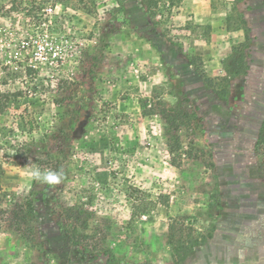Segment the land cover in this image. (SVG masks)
<instances>
[{
	"label": "rangeland",
	"instance_id": "rangeland-1",
	"mask_svg": "<svg viewBox=\"0 0 264 264\" xmlns=\"http://www.w3.org/2000/svg\"><path fill=\"white\" fill-rule=\"evenodd\" d=\"M263 121L264 0H0V264H264Z\"/></svg>",
	"mask_w": 264,
	"mask_h": 264
},
{
	"label": "trees",
	"instance_id": "trees-1",
	"mask_svg": "<svg viewBox=\"0 0 264 264\" xmlns=\"http://www.w3.org/2000/svg\"><path fill=\"white\" fill-rule=\"evenodd\" d=\"M245 31V41L241 42L237 47L233 48L234 52V67L236 68L235 71H233L235 74H240L243 71V68L245 66L243 58H239L238 55V49L241 47H244L249 44V41L251 39L250 35V28L249 27H244ZM193 64H195L194 61H192ZM175 96L178 98L177 104L175 105L177 108L181 107L185 102L188 101V96L186 94V91L180 87L178 90V93L175 94ZM154 109H151L149 113H159L162 116L166 117L169 114V109H162L160 111H155ZM259 136L264 140V121L262 123L261 130L259 132ZM39 168L44 171L45 167L44 164L46 162L42 159L37 161ZM173 165L177 166L176 163H172ZM51 185L49 184H40L33 180L31 189L29 191L28 196L26 197V204L29 208L34 209L36 205L43 204L45 201V196L49 190V187ZM186 228L184 223H180L178 220L174 221L173 223L170 224L169 226V234H168V242L170 245H172L176 253L175 254H180V251L183 250V248H188L191 246H194L196 243H198L200 240L198 238L192 236L191 232H186ZM177 256V255H176Z\"/></svg>",
	"mask_w": 264,
	"mask_h": 264
},
{
	"label": "clouds",
	"instance_id": "clouds-1",
	"mask_svg": "<svg viewBox=\"0 0 264 264\" xmlns=\"http://www.w3.org/2000/svg\"><path fill=\"white\" fill-rule=\"evenodd\" d=\"M33 179L40 184H57L61 181V174L59 172L46 170L42 171L39 167L32 170Z\"/></svg>",
	"mask_w": 264,
	"mask_h": 264
},
{
	"label": "crops",
	"instance_id": "crops-1",
	"mask_svg": "<svg viewBox=\"0 0 264 264\" xmlns=\"http://www.w3.org/2000/svg\"><path fill=\"white\" fill-rule=\"evenodd\" d=\"M205 1H207V0H193V2H194V6H195V8H197V7H202L203 6V4L205 3ZM181 8V12H180V14H183L184 16H187L188 14H189V12H191L188 8H184V9H186V10H183L182 9V7H180ZM211 13H213L214 11H215V7L213 6V8H211ZM211 22V21H210ZM210 24H212V22L210 23ZM212 26V25H211ZM212 28H214L215 29V26H213ZM221 31H222V29H221Z\"/></svg>",
	"mask_w": 264,
	"mask_h": 264
},
{
	"label": "built area",
	"instance_id": "built-area-1",
	"mask_svg": "<svg viewBox=\"0 0 264 264\" xmlns=\"http://www.w3.org/2000/svg\"><path fill=\"white\" fill-rule=\"evenodd\" d=\"M46 10H47L48 13H52L53 12V8L52 7H48V8H46Z\"/></svg>",
	"mask_w": 264,
	"mask_h": 264
}]
</instances>
